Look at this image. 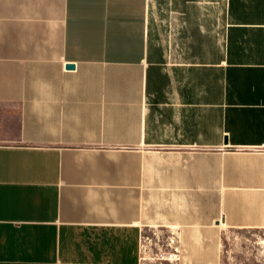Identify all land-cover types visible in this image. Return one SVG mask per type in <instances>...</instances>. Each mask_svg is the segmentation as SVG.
Masks as SVG:
<instances>
[{
  "label": "crops",
  "instance_id": "obj_1",
  "mask_svg": "<svg viewBox=\"0 0 264 264\" xmlns=\"http://www.w3.org/2000/svg\"><path fill=\"white\" fill-rule=\"evenodd\" d=\"M154 229L264 252V0H0V264H141Z\"/></svg>",
  "mask_w": 264,
  "mask_h": 264
},
{
  "label": "rangeland",
  "instance_id": "obj_2",
  "mask_svg": "<svg viewBox=\"0 0 264 264\" xmlns=\"http://www.w3.org/2000/svg\"><path fill=\"white\" fill-rule=\"evenodd\" d=\"M225 232L228 238L221 247L219 264H264L260 233ZM141 252V264H182L179 244L166 241L157 234V229L143 232Z\"/></svg>",
  "mask_w": 264,
  "mask_h": 264
},
{
  "label": "water",
  "instance_id": "obj_3",
  "mask_svg": "<svg viewBox=\"0 0 264 264\" xmlns=\"http://www.w3.org/2000/svg\"><path fill=\"white\" fill-rule=\"evenodd\" d=\"M67 68L72 69V68H73V65L69 64V65L67 66Z\"/></svg>",
  "mask_w": 264,
  "mask_h": 264
},
{
  "label": "built area",
  "instance_id": "obj_4",
  "mask_svg": "<svg viewBox=\"0 0 264 264\" xmlns=\"http://www.w3.org/2000/svg\"><path fill=\"white\" fill-rule=\"evenodd\" d=\"M169 257H171V255L169 256ZM166 257L164 256L162 259H165Z\"/></svg>",
  "mask_w": 264,
  "mask_h": 264
}]
</instances>
